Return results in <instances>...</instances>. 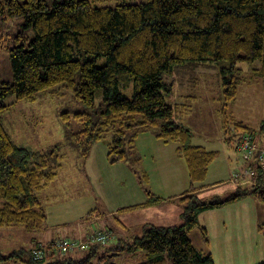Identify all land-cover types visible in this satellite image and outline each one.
Instances as JSON below:
<instances>
[{
    "label": "trees",
    "instance_id": "obj_1",
    "mask_svg": "<svg viewBox=\"0 0 264 264\" xmlns=\"http://www.w3.org/2000/svg\"><path fill=\"white\" fill-rule=\"evenodd\" d=\"M12 17H22V28L32 34L28 44L22 30L14 36L9 50L12 79L0 78V228L45 229L47 216L40 194L54 182L66 158L59 144L40 151L17 143L2 121L3 112L17 100L36 102L40 94H59L61 85L83 107L72 116L61 112L60 120L85 160L96 143L108 140L110 163L139 165L137 138L154 130L156 139L177 143L175 152L187 165L190 188L180 198L182 224H145L140 234L114 248H105L106 242L92 243L90 254L81 260L69 255L48 264H117L113 256L127 250L143 252L145 260L138 264H214L212 256H200L187 232L201 227L198 216L207 208L246 197L264 204V167L251 161L255 165L252 184L239 186L226 198L201 199L198 183L208 176L220 150L194 144L193 129L183 121L192 105L169 102L166 93L173 91L171 78L178 67L220 65L223 99L218 114L226 146L237 150L244 134L262 138L264 119L258 127L249 126L228 107L236 100L239 86L248 82L247 71L264 81V0H146L114 6H98L91 0H0V24ZM256 60L260 64L255 68L237 65ZM224 62L228 65L222 66ZM128 89L131 96L126 94ZM97 91L102 99L96 104ZM9 95H15L16 102L6 103ZM72 119L80 122L79 129L72 128ZM142 177L144 183L149 180L145 171ZM146 193L144 206L163 201L149 188ZM34 248L22 247L9 256L0 251V261L11 262L14 257L21 263L45 264L59 253L51 251L36 259ZM26 250L30 260L22 255Z\"/></svg>",
    "mask_w": 264,
    "mask_h": 264
},
{
    "label": "rangeland",
    "instance_id": "obj_2",
    "mask_svg": "<svg viewBox=\"0 0 264 264\" xmlns=\"http://www.w3.org/2000/svg\"><path fill=\"white\" fill-rule=\"evenodd\" d=\"M91 1L98 6H114L118 2L140 3L146 0ZM23 23L22 17H12L0 24L2 80L12 79L9 50L15 44L14 36L22 30L27 36L26 44L31 38L32 33L22 28ZM98 62L101 63V60ZM259 64L260 62L256 60L249 63L238 62L237 65L251 69L258 67ZM221 65L227 66L228 63L224 62ZM245 78L248 82L239 86L237 98L228 110L249 126L258 127L264 119L262 79L254 76L252 71H247ZM171 79L175 85L172 92L166 93V100L192 105L191 112L184 116L183 121L194 131V144L221 151L207 177V182H211L210 187L206 188V191L198 192V196L203 200L218 194L226 198L238 188L233 183L236 165L226 160V153L238 157L240 161L238 156L240 152L237 153L234 148L226 146L225 141L220 139L222 127L218 109L222 106L223 99L220 65H201L194 69L188 65L181 66L175 70ZM59 87L61 89L59 94H40L36 102L29 100L16 102L15 95H9L4 101L16 103L5 109L2 115L4 125L17 143L30 145L40 151H49L53 145L59 144L66 154L58 176L40 194L47 216L44 228L50 227L51 234H58L63 238L87 242L91 233L103 229L110 230V226L121 231L119 221L123 216L130 224L129 233L134 235L142 231L136 226L137 221L141 219L143 222H149L150 219L157 225L182 224L179 213L183 211V203L180 198L190 188V178L183 157H179L175 152L177 143L174 141L164 143L155 138L154 130H150L137 138L138 151L142 158L139 165H133L130 161L110 163L107 157L108 140L96 143L90 157L85 160L67 138L64 122L60 120L61 112L68 111L72 116L75 111L83 110V107L71 90L61 85ZM126 94L131 96V89H128ZM194 95L196 98L192 99ZM96 97L97 104L102 99L100 91H97ZM71 122L73 129L81 127L80 122H74L73 119ZM259 148L262 149L263 146ZM143 171L149 177L145 183ZM147 188L161 196L165 203L160 208L150 209L152 211H149V214L140 209V204L147 202ZM128 206L137 207L128 210L126 209ZM209 218L213 222V226L210 225V233L203 225L187 232L200 256H212L214 264H256L264 261V244L259 242L257 237L259 231H264V204L257 202L254 206L253 202L248 208L244 207L238 211L225 209L218 214L210 215ZM133 221L135 222L132 226ZM201 228L206 229V234ZM45 229L29 232L22 226L0 228L1 253L9 256L22 247L29 250L31 247L28 237L32 235L41 240L42 236L50 235L49 232H44ZM83 233L85 239L80 237ZM113 233L115 236L117 232ZM116 238L117 236L106 242L104 247L114 248L117 245L114 242ZM49 242H45L44 247H48ZM104 247L101 248V253ZM27 250L22 255L26 260H30ZM74 251L60 252L55 254L53 259L51 257L48 259L64 260L71 255L76 260H81L90 254L89 247L76 248ZM112 260L117 264H138L145 258L143 252L134 253L127 250L116 254ZM1 261L4 263L6 260ZM46 263H49L48 260ZM10 264L26 263L18 262L17 258L12 257Z\"/></svg>",
    "mask_w": 264,
    "mask_h": 264
},
{
    "label": "crops",
    "instance_id": "obj_3",
    "mask_svg": "<svg viewBox=\"0 0 264 264\" xmlns=\"http://www.w3.org/2000/svg\"><path fill=\"white\" fill-rule=\"evenodd\" d=\"M253 79V78H252ZM262 81V85H263V87H264V81L263 80H261ZM243 84H246V83H243ZM242 85V84H241ZM239 89V88H238ZM196 98V96L194 95V96H192V99H195ZM233 102H235V100L233 101ZM232 102V103H233ZM176 103V102H175ZM179 103H182V102H179ZM178 103V104H179ZM231 103V104H232ZM230 104V105H231ZM230 107V106H229ZM229 107H228V109H229ZM231 114H232V111H231ZM233 115V114H232ZM235 116V115H234ZM236 117V116H235ZM237 118V117H236ZM239 120H241V121H243L242 119H239ZM244 123H246V124H248L247 122H245V121H243ZM194 132V131H193ZM256 138V137H255ZM194 139V136H193V138H192V140ZM220 139L223 141L224 139H223V136H222V134H221V136H220ZM257 139H259V141H257ZM257 139H255L256 140V143H257V145L258 146H260V147H262L263 146V148H264V136H262V138H257ZM193 142H194V140H193ZM202 146V145H201ZM205 146V145H204ZM203 146V147H204ZM206 147V146H205ZM207 148V147H206ZM138 149H139V147H138ZM208 149V148H207ZM235 150H236V148H234ZM209 150H211V149H209ZM215 150V149H214ZM236 152L237 153H239L240 151H238V150H236ZM241 153V152H240ZM238 154V156L240 157V161L238 160V157H232V156H230V154H229V152L228 153H226V160L227 161H229V162H232L233 164H235L236 166H235V170L233 171V174H234V186L235 187H239V186H241V185H246V184H252V182L254 181V178H253V174L252 175H247L246 173H244L245 172V169H246V167L249 165L248 164V162H246L242 157H241V155L242 154ZM220 155H221V151H220ZM220 155L218 156V158L220 157ZM212 164H214V163H212ZM212 164L210 165V167H209V170H208V175H209V173H210V168H211V166H212ZM236 174H238V177H236L235 175ZM208 177V176H207ZM207 177L205 178V180L203 181V182H201V183H198V186H200L201 188L198 190V192H203V191H206V188H208V187H210L209 185V183H211V182H207ZM214 183H216V182H214ZM197 192V193H198ZM231 194V193H230ZM218 195H220V194H218ZM218 195H212L211 197H213V196H218ZM221 196V195H220ZM229 196V195H228ZM254 200V201H253ZM251 201H253L254 202V206H255V204L258 202L257 200H255V199H252V198H250V197H246V198H242L241 200H238V201H236V202H232V203H230V204H228V205H223V206H218V207H212V208H207V210H204V211H202V212H200L199 213V216H198V221H200V225H203V226H205L206 228H207V231H209V233H210V228H211V226L210 225H212L213 226V222L210 220V218H209V216L210 215H213V214H218L219 213V211H225V209H231V210H234V211H238V210H241L242 208H244V207H246V208H248V206L250 205V204H252L253 202H251ZM256 202V203H255ZM260 203V202H259ZM144 204V203H143ZM143 204H140L141 205V211L142 212H146V213H148L149 214V211H152V210H150V209H155V208H160V206H162L163 204H165V203H163V201L160 203V204H158V205H153V206H144ZM139 205V204H138ZM133 206H128L126 209H128V210H132L133 208H132ZM178 210V212H179V210H180V208H178L177 209ZM181 213V212H180ZM180 213H179V217H180ZM125 218V216H123V219L122 220H120L119 221V223L121 224V231H118V230H116L115 228L113 229V227L112 226H110V230H112L113 232H117V233H115V236H117V238L115 239V243H124V241L125 240H127V239H129V238H132L133 236H136V235H134V234H131V233H129V231H130V227H129V222H128V219H124ZM143 219H141V220H139V221H137V220H135V221H137V223H136V226L138 227V229H140V230H142L143 229V226L145 225V224H149V223H153V221H150V219H149V222H143L142 221ZM135 221H133L132 222V226L134 225V222ZM139 223H141L142 225H140ZM155 224V223H154ZM163 225V224H162ZM141 227V228H140ZM137 229V230H138ZM50 227H47V229H45V231L44 232H49L50 233ZM142 232V231H141ZM33 236L32 235H30L29 237H28V242H29V244H30V249H33L37 244H45V242H47V241H52V240H54V239H56L57 237H60V235H58V234H51L50 233V235H46L45 237H41V240H37L36 238H32ZM80 237L81 238H83V239H85V234L83 233V234H81L80 235ZM257 237H258V240H259V242H262L263 244H264V231H259L258 233H257ZM33 241H34V243H33ZM256 249V248H255ZM258 249V248H257ZM78 253V251H74V253ZM13 253V252H12ZM11 253V254H12ZM48 258H50V257H48ZM46 259V260H48V262L49 261H51V259H53L54 258V256H51V259ZM5 261V260H4ZM53 261H55V260H53ZM2 262V261H1ZM0 262V264H9L10 263V261L9 260H6L4 263H1Z\"/></svg>",
    "mask_w": 264,
    "mask_h": 264
},
{
    "label": "built area",
    "instance_id": "obj_4",
    "mask_svg": "<svg viewBox=\"0 0 264 264\" xmlns=\"http://www.w3.org/2000/svg\"><path fill=\"white\" fill-rule=\"evenodd\" d=\"M237 150L241 152L243 159L249 163L245 172L247 175H252L255 170V165L252 164L253 160L257 164L264 167V149H260L256 143L255 137L251 134H244L240 137L237 144ZM252 161V162H251ZM238 177V174L235 175ZM115 238L114 233L111 230H98L89 235L88 241L73 240L70 238L57 237L48 247H44L43 244L36 246L33 250V256L36 259H43L47 253L51 251L69 253L76 248L90 247L92 243H105Z\"/></svg>",
    "mask_w": 264,
    "mask_h": 264
}]
</instances>
